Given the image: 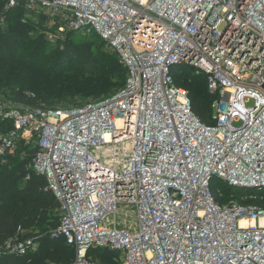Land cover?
<instances>
[{
  "label": "built area",
  "instance_id": "1",
  "mask_svg": "<svg viewBox=\"0 0 264 264\" xmlns=\"http://www.w3.org/2000/svg\"><path fill=\"white\" fill-rule=\"evenodd\" d=\"M2 1L48 16L51 38L98 36L126 69L118 91L76 107L0 97L1 162L35 148L28 168L58 202L51 236L74 248L69 264H101L98 250L120 264H264V206L212 191H264V0ZM182 67L206 79L214 125L176 85Z\"/></svg>",
  "mask_w": 264,
  "mask_h": 264
},
{
  "label": "trees",
  "instance_id": "2",
  "mask_svg": "<svg viewBox=\"0 0 264 264\" xmlns=\"http://www.w3.org/2000/svg\"><path fill=\"white\" fill-rule=\"evenodd\" d=\"M3 7L4 2L0 0V14L7 13V28H0V93L3 96L31 107L65 109L79 106L87 99H103L123 87L126 69L117 58L102 55L101 51L94 53L88 45L74 42L66 43L56 52L42 49L40 37L34 40L26 37L31 26L20 22L23 9L18 6L3 12ZM91 36L95 38L91 45L101 47L97 46V40L102 44L103 41L96 35ZM178 76L175 83L187 91L194 115L204 125H214L211 104L215 96L208 91L206 79L192 72ZM34 152L35 148L21 146L5 163L0 158V264H69L74 248L51 236L58 225V202L49 191H44V177L28 168ZM27 175L29 179L25 180ZM212 182L213 196L220 205L233 200L264 206L263 190H243ZM25 239L36 241V248L24 255L5 250L9 240ZM112 263L108 260L107 264Z\"/></svg>",
  "mask_w": 264,
  "mask_h": 264
},
{
  "label": "rangeland",
  "instance_id": "3",
  "mask_svg": "<svg viewBox=\"0 0 264 264\" xmlns=\"http://www.w3.org/2000/svg\"><path fill=\"white\" fill-rule=\"evenodd\" d=\"M2 11L6 12L4 9H2ZM6 14H4V15L0 14V28L1 29L7 28V22L5 20ZM20 22L21 23L26 22L25 24H28V23L30 24L31 30H29L27 32L26 37L28 40H34V39L40 37L41 43H42V49H47V50L56 52V50L58 51L59 48H62V46H65L66 43L74 42V43H79L81 45H88L87 48H90L94 53H96L97 51L98 52L101 51L102 55L109 54V56L117 58L115 53L110 51L104 42L102 44V42L100 40H97V46H101L99 48L95 47L93 44L91 45V43L95 39L94 36H91V35H83L82 33H68V34H65L63 38H54V37L51 38L49 35L54 32L55 27H51L52 21L49 20L48 16H46L44 14L41 15L40 10H38L36 12L24 11V14L20 19ZM84 42H86V43H84ZM179 70H181V73L182 72H184V73H191L192 72V70L190 68H186V67H182V69L180 68ZM69 71L71 72L72 70H69ZM178 75L179 74H177L176 76L179 77ZM1 96H3V95L0 93V97ZM90 101H91L90 99H87L84 103H87ZM84 103H82V104H84ZM251 104H252L251 101L247 102L248 106ZM28 147L30 148V146H28ZM221 183L222 182L219 181V182H217V185L218 184L220 185ZM226 188H228V187H226ZM93 254L96 255L95 258L97 260H99V262H101L102 264H107L108 260H111V262H113L112 264H120L119 261H117V262H115L114 260L112 261V258H118L119 259V257H120L119 253H112V252L103 253V251L98 250V251H95Z\"/></svg>",
  "mask_w": 264,
  "mask_h": 264
}]
</instances>
